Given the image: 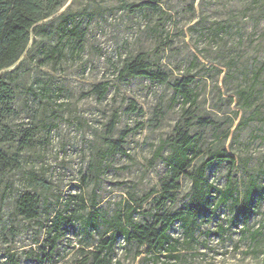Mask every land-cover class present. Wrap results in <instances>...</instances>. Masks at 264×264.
<instances>
[{
    "label": "rangeland",
    "instance_id": "1",
    "mask_svg": "<svg viewBox=\"0 0 264 264\" xmlns=\"http://www.w3.org/2000/svg\"><path fill=\"white\" fill-rule=\"evenodd\" d=\"M56 3L20 60L0 73L11 91L0 100V264H69L80 249L92 251L109 228L103 222L89 235L77 223L54 260L45 262L39 247L49 219L17 216L21 193H37L53 211L70 196L82 197L87 206L96 202L108 221L128 201L143 203L145 211L154 207L167 172L154 155L184 121L189 105L172 86L184 79L197 98L190 127L199 142L194 163L223 150L236 164H214L209 183L224 189L231 177L242 191L254 178L264 187V0ZM64 18L81 39L66 35ZM140 54L169 76L167 83L120 79L125 63ZM103 85L104 97L97 88ZM122 135L125 155L113 149ZM190 187L182 178L170 212L184 205ZM235 217L229 203L203 219L194 242L182 246L184 262L264 264V200L247 225ZM171 234L182 239L178 225ZM136 255V246L121 240L113 264H146ZM160 263L171 262L163 256Z\"/></svg>",
    "mask_w": 264,
    "mask_h": 264
},
{
    "label": "trees",
    "instance_id": "2",
    "mask_svg": "<svg viewBox=\"0 0 264 264\" xmlns=\"http://www.w3.org/2000/svg\"><path fill=\"white\" fill-rule=\"evenodd\" d=\"M56 2L57 0H0V73L20 60L28 47L31 33L38 23L48 17L49 10L55 8ZM70 21L69 18H64L63 27L67 30L66 35L76 38L80 33L76 27L71 30L68 28ZM81 38L82 36L79 37ZM135 78H145L159 84H165L169 80L166 73L153 70L143 54L127 61L120 71L122 80ZM190 84V80L184 79L172 85L175 97L181 100L184 107H189L184 110V121L175 126L172 136L162 141L155 152V159L164 163L167 172L150 211L143 209V203L128 201L125 208L112 221H108L96 202L87 206L82 197L70 196L62 208L54 211L35 192H24L17 197V216L30 222H39L43 216L46 220L49 219L47 224L41 226L45 239L39 247L46 258L45 262L54 260L59 253L60 242L77 223L80 230L89 235L99 232L103 222L108 223L109 228L92 251L80 249L81 257L69 264H113V255L121 240L126 246H136V256H143L142 261L146 264H186L181 253L182 246L194 242L202 220L209 221L221 206L230 203V208L236 212V220L240 218L245 225L248 224L264 200V187L254 178L249 180L242 191L231 177L224 189H218L209 183L207 173L214 164L227 162L232 167L236 164L234 157L223 150L212 151L200 164L194 163L200 152L199 142L190 133L193 117L191 110L197 101ZM97 88L103 89L104 97L108 85ZM10 94L9 87L0 82L1 102L8 100ZM115 123L114 121L113 127ZM124 139V135L120 136L114 142L113 149L125 155L122 148ZM182 178L191 182L190 191L184 205L175 212H170L167 205L169 202H176ZM83 211L88 213L84 214ZM137 215L145 217L144 220L136 221ZM176 225L182 230V239L174 238L171 234ZM258 235L259 231L250 236L252 240H256ZM163 256L171 263H160Z\"/></svg>",
    "mask_w": 264,
    "mask_h": 264
}]
</instances>
